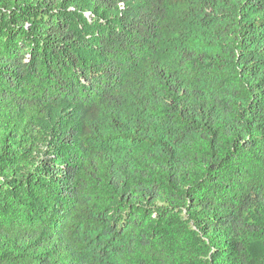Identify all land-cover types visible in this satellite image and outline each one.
<instances>
[{
	"label": "trees",
	"instance_id": "16d2710c",
	"mask_svg": "<svg viewBox=\"0 0 264 264\" xmlns=\"http://www.w3.org/2000/svg\"><path fill=\"white\" fill-rule=\"evenodd\" d=\"M0 264H264V0H0Z\"/></svg>",
	"mask_w": 264,
	"mask_h": 264
}]
</instances>
